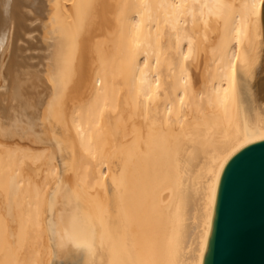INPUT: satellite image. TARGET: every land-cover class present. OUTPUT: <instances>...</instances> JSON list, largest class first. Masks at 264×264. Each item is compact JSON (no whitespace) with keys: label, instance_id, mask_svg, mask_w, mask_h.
<instances>
[{"label":"bare ground","instance_id":"obj_1","mask_svg":"<svg viewBox=\"0 0 264 264\" xmlns=\"http://www.w3.org/2000/svg\"><path fill=\"white\" fill-rule=\"evenodd\" d=\"M261 139L264 0H0V264H204Z\"/></svg>","mask_w":264,"mask_h":264},{"label":"water","instance_id":"obj_2","mask_svg":"<svg viewBox=\"0 0 264 264\" xmlns=\"http://www.w3.org/2000/svg\"><path fill=\"white\" fill-rule=\"evenodd\" d=\"M204 264H264V139L225 167Z\"/></svg>","mask_w":264,"mask_h":264}]
</instances>
